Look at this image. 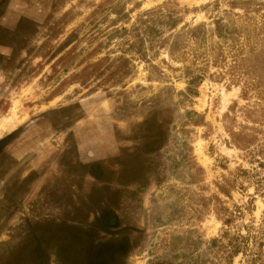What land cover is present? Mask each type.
<instances>
[{"label": "rangeland", "instance_id": "1", "mask_svg": "<svg viewBox=\"0 0 264 264\" xmlns=\"http://www.w3.org/2000/svg\"><path fill=\"white\" fill-rule=\"evenodd\" d=\"M0 264H264V0H0Z\"/></svg>", "mask_w": 264, "mask_h": 264}]
</instances>
